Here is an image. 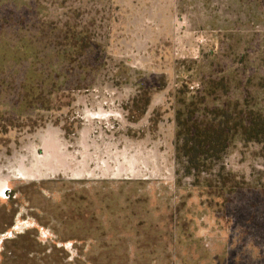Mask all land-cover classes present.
Segmentation results:
<instances>
[{
	"label": "rangeland",
	"instance_id": "obj_1",
	"mask_svg": "<svg viewBox=\"0 0 264 264\" xmlns=\"http://www.w3.org/2000/svg\"><path fill=\"white\" fill-rule=\"evenodd\" d=\"M30 37L0 80V264H264V144L202 173L234 191L174 144L185 98L264 112V0L1 2L0 49Z\"/></svg>",
	"mask_w": 264,
	"mask_h": 264
},
{
	"label": "trees",
	"instance_id": "obj_2",
	"mask_svg": "<svg viewBox=\"0 0 264 264\" xmlns=\"http://www.w3.org/2000/svg\"><path fill=\"white\" fill-rule=\"evenodd\" d=\"M3 1L0 0V3ZM37 49L34 38L31 37L30 40L23 39L14 46L0 49V80L7 68L13 64L30 62L32 67L36 66L40 62ZM44 78L43 74L37 73L33 68L28 70L22 86L26 94L23 99H36L32 107H37V101L43 97L41 96L43 89L38 85L49 84ZM1 83L0 81V85ZM201 98L202 100L199 99L198 102L190 98L191 101L188 103V98H185L176 108L174 144L177 161L188 176L196 179L198 185L212 187L218 181L224 187L230 184L231 191H234L240 186L236 182L237 175L227 172L224 165L212 178H204L203 182L200 181L201 175L212 172L214 166L221 163L230 146L238 138L264 144V112L261 109L252 108L247 111L246 116H240L234 115L230 106L226 109L211 107L207 110L204 98L207 99L208 96Z\"/></svg>",
	"mask_w": 264,
	"mask_h": 264
},
{
	"label": "flooded vegetation",
	"instance_id": "obj_3",
	"mask_svg": "<svg viewBox=\"0 0 264 264\" xmlns=\"http://www.w3.org/2000/svg\"><path fill=\"white\" fill-rule=\"evenodd\" d=\"M27 176V175H26ZM33 176V175H32Z\"/></svg>",
	"mask_w": 264,
	"mask_h": 264
}]
</instances>
